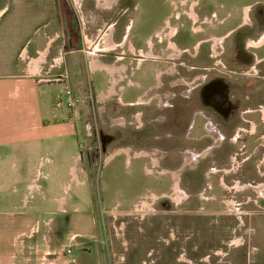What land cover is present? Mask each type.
Masks as SVG:
<instances>
[{
    "label": "rangeland",
    "instance_id": "obj_1",
    "mask_svg": "<svg viewBox=\"0 0 264 264\" xmlns=\"http://www.w3.org/2000/svg\"><path fill=\"white\" fill-rule=\"evenodd\" d=\"M35 1L39 0H24L19 4L23 10H41L42 15L35 21L39 23L45 18L49 0L44 1L45 7L36 6ZM91 1H85L84 13L93 8ZM183 1L187 2L183 6L187 12L196 3V0ZM260 1L263 0H244V3L251 7ZM229 2L235 6L241 0ZM14 3V0H0V8L13 10ZM131 6L125 21L126 35L141 42L165 25V19L173 11L170 0H136ZM61 8L63 17L70 22L68 30L81 51L77 53L80 70L82 59L92 55L91 49L83 47L81 10L76 0H61ZM251 18L257 20L253 11ZM2 27L3 19L0 30ZM257 34L256 41H249L251 45L258 46L264 41V31ZM255 48L259 56H264V46ZM76 75L78 84L72 90L75 100L72 108L78 118L77 136L79 141H84V157L86 160L89 157L93 199L89 208L84 204L78 210L93 214L95 228L90 237L70 242L61 233L64 227L59 225L57 264H264V140L259 141L258 135L248 133L239 141L233 138V142H219L218 135L212 141H198L184 139L181 131L168 141H156L155 137L164 134L166 127L156 129V125H151L149 131L144 128L138 131L127 124L119 129L108 115L99 118L98 108L103 104L98 100L97 90L105 85L104 78L88 70ZM133 92V88L126 89L130 97ZM113 102L114 99L109 102L108 114H113ZM183 104V116L189 118L195 101L187 100ZM118 113V116H130L132 110L123 107ZM151 114L145 111L144 120L150 122ZM246 117L258 119V116ZM225 128L231 136V127ZM118 130H121L118 144L145 148L149 156L114 154L112 144L104 152L102 134L114 135ZM199 133L204 131L199 129ZM212 142L215 147L208 155ZM155 147L168 150L170 156L163 160L154 153L159 150H154ZM181 147L186 148L183 159L176 154ZM68 210L76 214L75 209ZM71 226L79 231L91 227L90 222Z\"/></svg>",
    "mask_w": 264,
    "mask_h": 264
},
{
    "label": "crops",
    "instance_id": "obj_2",
    "mask_svg": "<svg viewBox=\"0 0 264 264\" xmlns=\"http://www.w3.org/2000/svg\"><path fill=\"white\" fill-rule=\"evenodd\" d=\"M20 1L24 0H14L13 10L0 8V264H57L59 225L70 242L90 237L95 228L93 214L78 210L84 204L89 208L93 199L89 157H84V141L77 136L76 111L68 105L67 93L77 83L76 74L88 70L104 78L105 85L97 90L103 104L99 118L106 114L116 127L126 126L132 113L118 116L120 108L113 102V114H108L109 102L116 99L120 68L102 54L116 45L114 27L86 28L98 16L97 8L112 5L113 0H96V7L87 13L85 0H76L83 47L92 50V57L82 59L80 70L81 51L68 30L61 0H49V11L46 6L39 23L35 21L41 10H23ZM44 1H35L36 6L45 7ZM147 74L146 69L142 75ZM126 97L131 99L127 93ZM111 144L114 154L125 151L132 156L130 146L121 147L116 141L108 142L104 152ZM71 208L76 214L69 213ZM76 222H90L91 227L79 231L71 226Z\"/></svg>",
    "mask_w": 264,
    "mask_h": 264
},
{
    "label": "flooded vegetation",
    "instance_id": "obj_3",
    "mask_svg": "<svg viewBox=\"0 0 264 264\" xmlns=\"http://www.w3.org/2000/svg\"><path fill=\"white\" fill-rule=\"evenodd\" d=\"M135 1L113 0L112 5L98 7V16L86 24L89 30L114 27L116 45L112 52L102 55L113 59L120 70L124 67L123 73H118L115 103L120 109L132 110L128 125L138 131L143 128L149 131L151 125H156V129L166 127L167 131L157 135L156 141H168L181 131L184 139L198 141H212L218 135L220 141L233 142V138L239 141L248 133L264 140V56L254 51L255 47H263L264 41L258 46L249 43L264 31V0L251 7L244 0L235 6L229 0H196L189 12L183 7L187 2L170 0L173 11L165 19V25L143 42L130 40L125 31L128 10ZM91 3L95 8L96 0ZM252 11L257 20L251 18ZM145 68L149 78L142 75ZM127 88L134 89L130 100L126 97ZM187 100L195 101L189 118L183 116V103ZM145 111L152 113L150 122L144 120ZM225 126L228 130L231 127V136ZM123 127L120 125L119 129ZM199 129L204 134H197ZM119 132L102 134L103 147L120 140ZM213 142L208 155L215 147ZM120 146H130L131 155L149 156L142 153L145 148ZM153 149H159L154 153L163 160L170 156L168 150ZM185 150L181 147L176 154L183 159Z\"/></svg>",
    "mask_w": 264,
    "mask_h": 264
},
{
    "label": "built area",
    "instance_id": "obj_4",
    "mask_svg": "<svg viewBox=\"0 0 264 264\" xmlns=\"http://www.w3.org/2000/svg\"><path fill=\"white\" fill-rule=\"evenodd\" d=\"M67 97H68V105L73 107L75 104V100L73 97V93L71 91H68L67 93ZM76 102H79V99L76 100Z\"/></svg>",
    "mask_w": 264,
    "mask_h": 264
}]
</instances>
